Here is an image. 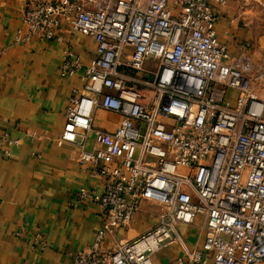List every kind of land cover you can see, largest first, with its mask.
Returning <instances> with one entry per match:
<instances>
[{
    "label": "built area",
    "instance_id": "obj_1",
    "mask_svg": "<svg viewBox=\"0 0 264 264\" xmlns=\"http://www.w3.org/2000/svg\"><path fill=\"white\" fill-rule=\"evenodd\" d=\"M225 3L40 0L24 12L17 42L61 40L56 30L66 22L97 46L84 70L71 48L60 69L62 77L82 72L83 81L60 141L78 145L79 162L97 165L104 182L101 195L77 193L98 203L104 220L71 264H155L158 251L178 241L180 225H197L201 243L177 264H264V100L248 57L228 62L215 38L214 9ZM99 109L121 117L115 131L95 126ZM143 202L163 207L160 222L108 245Z\"/></svg>",
    "mask_w": 264,
    "mask_h": 264
},
{
    "label": "crops",
    "instance_id": "obj_2",
    "mask_svg": "<svg viewBox=\"0 0 264 264\" xmlns=\"http://www.w3.org/2000/svg\"><path fill=\"white\" fill-rule=\"evenodd\" d=\"M38 1L0 0V264H71L77 252L94 243L104 220L98 203L77 197L80 190L103 193L97 165H82L81 148L60 141L70 96L83 87L82 72L61 76L64 52L71 48L84 70L96 57V42L70 33L66 22L56 30L61 40L17 42L24 12ZM214 10L212 29L227 48L228 62L246 55L256 72H264V0H226ZM120 122L112 112L95 114V126L102 130L113 132ZM95 147L89 133L85 149ZM162 212L161 205L143 202L130 227L106 243L137 238L160 222ZM177 233L178 241L161 248L155 264H177L200 247L197 225H180Z\"/></svg>",
    "mask_w": 264,
    "mask_h": 264
},
{
    "label": "rangeland",
    "instance_id": "obj_3",
    "mask_svg": "<svg viewBox=\"0 0 264 264\" xmlns=\"http://www.w3.org/2000/svg\"><path fill=\"white\" fill-rule=\"evenodd\" d=\"M140 79H150V76L148 74H145L143 72H132ZM253 88L254 91L258 94V96L264 100V72L263 71H257L254 73L253 78Z\"/></svg>",
    "mask_w": 264,
    "mask_h": 264
}]
</instances>
